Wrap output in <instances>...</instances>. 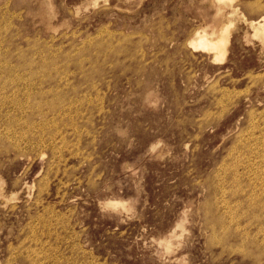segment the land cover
<instances>
[{"label":"rangeland","instance_id":"rangeland-1","mask_svg":"<svg viewBox=\"0 0 264 264\" xmlns=\"http://www.w3.org/2000/svg\"><path fill=\"white\" fill-rule=\"evenodd\" d=\"M229 1L0 0V264H264V0Z\"/></svg>","mask_w":264,"mask_h":264},{"label":"bare ground","instance_id":"bare-ground-1","mask_svg":"<svg viewBox=\"0 0 264 264\" xmlns=\"http://www.w3.org/2000/svg\"><path fill=\"white\" fill-rule=\"evenodd\" d=\"M214 1H216L219 5H223V6H231L232 7V2H230L229 0H214ZM216 6V5H215ZM230 8V7H229ZM234 8V7H233ZM232 8V9H233ZM232 9H230V10H232ZM226 10V9H225ZM236 10V9H235ZM228 12V11H227ZM232 12H234V11H232ZM45 16V15H44ZM263 16H264V14H263ZM47 19V18H46ZM250 20V19H249ZM253 20V19H252ZM248 22V21H247ZM250 22V21H249ZM252 22V21H251ZM250 24V23H249ZM264 26V18L262 17V18H259V20H257V21H254L253 20V23H251V27H252V29H253V31H254V35L256 36V37H258V36H263L262 35V30H263V27ZM205 27V26H204ZM208 27V26H207ZM249 27V26H248ZM250 28V27H249ZM251 29V28H250ZM194 31V30H193ZM220 35L218 34H216V33H214L213 31H211V32H209L207 29H202L201 31H197V33H196V36L194 37V40L193 41H191L190 43H192V50L193 49H196V50H198V51H201V52H205V53H211L212 52V50H214V45H215V41H216V37H219ZM42 56V55H41ZM44 56V55H43ZM46 56V55H45ZM203 58V57H202ZM10 59V58H9ZM11 60V59H10ZM10 60H8V61H10ZM4 66H8V65H4ZM10 66V65H9ZM41 66V65H40ZM43 66V65H42ZM44 67V66H43ZM46 67H47V65H46ZM45 71V70H44ZM17 72V71H16ZM68 73V72H67ZM38 75H40V74H38ZM41 76V75H40ZM38 77V76H37ZM44 77V76H43ZM42 77V78H43ZM48 77V76H47ZM47 77H45V78H47ZM42 80V79H41ZM43 80H45V79H43ZM57 80V79H56ZM59 80V79H58ZM14 81V80H13ZM12 81V82H13ZM11 82V81H10ZM16 82V81H15ZM57 82V81H56ZM60 82V81H59ZM8 83V82H7ZM6 83V84H7ZM42 83V82H41ZM10 84V83H9ZM13 84H15V83H13ZM56 84V83H55ZM2 85H4V84H2ZM9 86V85H8ZM13 87V86H12ZM15 87V86H14ZM13 87V88H14ZM37 87V86H36ZM39 87V86H38ZM3 88H5V86L3 87ZM3 88L2 87H0V89L1 90H3ZM12 88V89H13ZM41 88V87H40ZM7 89V88H6ZM0 90V91H1ZM6 91V90H5ZM11 91V90H10ZM14 91V90H13ZM88 91V90H87ZM7 92V91H6ZM12 92V91H11ZM4 93V92H3ZM86 93V92H85ZM12 94H15L14 92L12 93ZM7 95V94H6ZM16 95V94H15ZM18 95V94H17ZM16 95V96H17ZM5 96V95H4ZM25 96V95H24ZM3 97V96H2ZM2 97H1V99H2ZM10 97V96H9ZM26 97H28L29 98V96H26ZM8 98V97H7ZM7 98H3L4 100L3 101H5ZM15 98V97H14ZM17 98H18V96H17ZM12 99V98H11ZM11 99H10V101H11ZM19 99V98H18ZM8 100V99H7ZM13 100V99H12ZM17 99H15V100H13V101H16ZM1 102H2V100H0ZM13 101H11L12 102V104H13ZM10 103V102H9ZM5 104L7 105V103L5 102ZM4 104V105H5ZM19 104V101L18 102H15V105L17 106ZM19 108L18 109H20L21 108V106L19 105L18 106ZM22 109V108H21ZM1 113V112H0ZM64 114V113H63ZM62 114V115H63ZM59 115H61V114H59ZM7 130V129H6ZM5 130V131H6ZM3 132V131H2ZM7 134V133H6ZM2 139V138H1ZM4 140V139H3ZM2 140V141H3ZM6 142V141H5ZM1 143V142H0ZM1 146H3V145H1ZM151 146V145H150ZM15 185V184H14ZM27 189V188H26ZM19 193V192H18ZM2 194V193H1ZM12 194V193H11ZM16 194V193H15ZM12 197V196H11ZM114 204V203H113ZM13 208V207H12ZM182 219V218H181ZM162 240V239H161ZM158 241V240H157ZM164 241H166L165 239H164ZM171 243V242H170ZM161 244H162V242H161Z\"/></svg>","mask_w":264,"mask_h":264}]
</instances>
